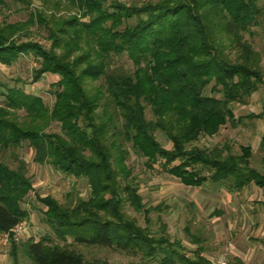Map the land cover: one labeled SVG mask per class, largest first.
Returning <instances> with one entry per match:
<instances>
[{
	"label": "trees",
	"instance_id": "trees-1",
	"mask_svg": "<svg viewBox=\"0 0 264 264\" xmlns=\"http://www.w3.org/2000/svg\"><path fill=\"white\" fill-rule=\"evenodd\" d=\"M67 1L77 14L59 15L61 0H54L50 9L31 11L26 21L0 23V64L31 57L34 82L44 74L56 76L50 106L22 87L0 83V151L26 143L34 163L84 178L89 186V196L73 205L35 196L54 238L11 239L13 264H20V248L28 264H108L86 258L81 247L115 248L143 260L159 256L158 264H210L200 255L199 239L191 236L197 248L190 258L181 241L155 235L125 213L126 201L144 214L151 210L131 184L125 144L147 167L158 163L184 185L210 181L230 191L249 184L264 189V172L250 165V145L234 153L226 144H196L227 123L236 127L243 118L264 117V112L238 117L233 112V104H246L264 86L262 55L246 37L264 7L260 0ZM36 24L46 31L48 45L33 38L30 28ZM122 55L130 72L113 66ZM157 131L170 148L156 139ZM259 149L264 151V134ZM12 157L14 166L0 159V232L29 218L23 206L33 190L28 164ZM159 227L164 232V225Z\"/></svg>",
	"mask_w": 264,
	"mask_h": 264
},
{
	"label": "rangeland",
	"instance_id": "rangeland-1",
	"mask_svg": "<svg viewBox=\"0 0 264 264\" xmlns=\"http://www.w3.org/2000/svg\"><path fill=\"white\" fill-rule=\"evenodd\" d=\"M53 1L47 0L44 4L43 0H32L28 6L20 1L5 0V5L0 6V23L26 21L31 11L41 10L40 7L43 5L50 9ZM122 1L139 4L144 0ZM258 5L264 7V0H260ZM61 6L59 15L67 16L78 13L77 8L67 0H61ZM30 29L33 38L42 40L46 45L49 44V41L44 38L46 35L44 29L39 28L37 24ZM246 37L261 53V64L264 66V16L260 17L258 25L253 26L251 33L246 34ZM35 65L31 57H20L9 66L0 64V83L22 87L25 91L41 96L46 105L50 106L54 101L52 93L55 87L52 83L56 81V76L44 74L39 81L34 82L31 71ZM113 66L128 72L132 70V65L126 55L114 58ZM205 93L210 94L209 88L205 90ZM2 99L0 96V105H2ZM233 112L235 117L264 112V86H260L247 99L246 104H233ZM19 113L23 114L22 111ZM146 115L151 118L148 108ZM119 122L116 120L115 125L118 126ZM52 130L58 131L55 124L52 125ZM262 134H264V117L243 118L236 127H231L227 123L220 128L217 135L211 138H200L196 144L206 147L226 144L234 153L239 151L240 145H250L253 149L250 165L264 172V151H261L258 146ZM155 135L162 146L171 147V143L162 132L157 131ZM125 148L129 150L124 163L130 171L131 184L138 188L145 208L151 209L148 214H144L142 211H136L126 201L124 203L125 213L139 225L147 226L153 234H164L171 240L181 241L183 252L190 258L193 257L197 248V244L191 242V236H193L202 242L204 248L202 255L215 264H218L222 258L226 259L227 264H231L233 262L232 253L236 252V248H244L239 241H249V236L255 234L252 226H246L247 217L251 208L262 207L261 201L264 193L253 184L248 185L240 195H236L223 184L210 181L199 187L184 185L179 178L163 171L158 163L147 167L145 158L135 153L130 143L125 144ZM13 154L19 155L27 162L33 190L23 202V206L29 209V218L22 222L27 223L28 228L19 237H11V239L13 241L38 240L43 235L54 238L52 229L42 219L41 211L44 207L36 201L35 196L47 195L55 198L60 204L73 205L79 198L86 199L89 196V186L84 178L66 175L54 170L48 164L34 163L32 151L26 143L18 149L0 151V159L14 166ZM237 207L243 211L240 214L242 216H240V223L237 221ZM161 224L165 227L164 232L159 227ZM79 249L86 258L105 259L108 264H158L159 256L155 260H143L140 254H132L115 248L81 247ZM9 250L10 242L6 248H0V264H13ZM17 254L20 264L30 262L21 248L18 249Z\"/></svg>",
	"mask_w": 264,
	"mask_h": 264
},
{
	"label": "crops",
	"instance_id": "crops-1",
	"mask_svg": "<svg viewBox=\"0 0 264 264\" xmlns=\"http://www.w3.org/2000/svg\"><path fill=\"white\" fill-rule=\"evenodd\" d=\"M259 146V145H258ZM250 185V184H249ZM259 191L264 193V189L253 184ZM248 186V185H247ZM243 187L240 191H234L236 195H240L244 192V189L247 187ZM262 207L256 208L253 207L250 210V214L248 215V221L246 226L254 229L255 234L253 236H249V241H239V244H243L244 248H236V252L233 254V262L231 264H264V198H262ZM239 205V203H238ZM237 209V221L240 223L241 215L243 211L241 208ZM241 216V217H240ZM244 223V222H243ZM246 246V248H245ZM204 250L201 252L203 254ZM203 258L207 259L210 264H215L209 258L202 255Z\"/></svg>",
	"mask_w": 264,
	"mask_h": 264
},
{
	"label": "built area",
	"instance_id": "built-area-1",
	"mask_svg": "<svg viewBox=\"0 0 264 264\" xmlns=\"http://www.w3.org/2000/svg\"><path fill=\"white\" fill-rule=\"evenodd\" d=\"M27 228L28 224L21 221L10 230L0 232V248H6L11 240V237H19L20 235L25 233ZM218 264H227V261L225 258H222Z\"/></svg>",
	"mask_w": 264,
	"mask_h": 264
}]
</instances>
